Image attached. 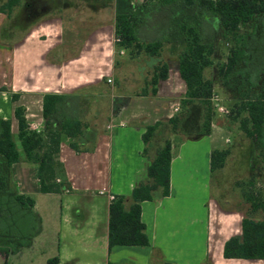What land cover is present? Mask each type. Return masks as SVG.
Instances as JSON below:
<instances>
[{
	"label": "crops",
	"instance_id": "0c3cea01",
	"mask_svg": "<svg viewBox=\"0 0 264 264\" xmlns=\"http://www.w3.org/2000/svg\"><path fill=\"white\" fill-rule=\"evenodd\" d=\"M143 1L105 0L95 7V14L105 10L108 18L96 20L76 54L68 59L53 57L64 39L60 18L45 19L15 36L5 27L6 14L0 12V89H5L0 90V118L11 120L15 137L16 106L26 109L31 129L43 131L45 94L81 97L84 89L113 75L115 15ZM169 63L170 75L172 68L178 70V64ZM168 80L169 76L160 82L156 96L126 97L106 130H97L80 150L73 149L68 139L62 141L59 159L71 189L54 194L60 196V209L45 216L37 211V202L35 205L41 219L37 235L45 231L50 239L52 252L46 256L47 264L54 256L59 257V264H264L260 259L224 257L225 242L241 234L242 217L223 210L209 196L210 156L223 139L215 124L210 134L181 143L171 163L170 195L158 202H142L141 219L150 244L109 247L110 195L128 197L148 178L151 161L142 153V135L148 125L174 116L185 95L186 84L172 90L165 84ZM12 94L18 95V100L14 101ZM153 145L150 155L155 140ZM20 152L22 161L12 166V179L21 193L40 192L37 165L24 159L22 149ZM34 242L35 238L32 248Z\"/></svg>",
	"mask_w": 264,
	"mask_h": 264
},
{
	"label": "trees",
	"instance_id": "16d2710c",
	"mask_svg": "<svg viewBox=\"0 0 264 264\" xmlns=\"http://www.w3.org/2000/svg\"><path fill=\"white\" fill-rule=\"evenodd\" d=\"M35 2L38 3L36 0L26 3L5 0L0 5V12L10 17L17 7L23 5L28 11ZM37 8V12H42L39 6ZM159 15L166 18V24L158 34L147 35L145 32L153 30L154 20ZM254 22L264 25V0H145L138 6L116 13V49L128 52L133 59L143 55L155 62L142 91L133 96L157 95L160 82L169 76V60L162 59L168 44L178 46V71L186 84V91L180 100V112L167 122L148 125L142 135V153L151 161L148 178L134 187L130 196L117 195L112 200L108 227L110 248L150 244L146 225L141 219V204L143 201L158 202L170 195L171 163L179 148L175 136L181 127L194 119L196 108L202 111V117L195 125L198 128L195 136L211 133L216 114L212 100L215 79L207 77V72L215 69L222 84L228 85L231 81L237 85L239 96L232 112L240 122L241 131L252 141L255 159L264 165V56L253 57L250 53V39L258 26L255 25V30H244ZM216 40L231 45L227 61L218 65ZM238 75L242 76L241 80H236ZM18 98L12 94L14 101ZM79 103V95L45 94L43 131L31 129L26 109L16 106V137L11 120L0 118V255L4 258L31 247L41 227L40 216L35 210L36 200L21 193L12 179V166L22 161L18 143L24 159L37 165L41 193L62 194L70 190L65 167L59 159L61 143L68 139L73 149L80 150L82 143L97 134L94 126L81 116ZM165 126L170 128L172 135L150 155L157 132ZM230 153L224 148L212 150V180L215 173L225 167ZM243 197L252 212L261 213V217H242L241 234L225 242L223 254L225 258L264 260V195L245 191ZM48 264H59V257L49 258Z\"/></svg>",
	"mask_w": 264,
	"mask_h": 264
},
{
	"label": "rangeland",
	"instance_id": "374dc122",
	"mask_svg": "<svg viewBox=\"0 0 264 264\" xmlns=\"http://www.w3.org/2000/svg\"><path fill=\"white\" fill-rule=\"evenodd\" d=\"M4 1L0 0V5ZM28 1L31 0H23L24 3ZM36 1L39 4L35 2L28 11H25L22 5L17 7L10 17L6 15L5 27L14 31L15 36H20L30 27L45 19L60 18L64 27V39L54 52L53 57L56 59H68L75 55L88 31L96 24V20L99 21L103 17L107 19L109 15V12L105 10L101 14L100 12L94 13L97 11L95 7L98 8L105 0ZM139 4L140 2L137 6ZM38 6L42 12H37ZM44 7L45 12H43ZM154 24L150 33L145 32L147 35L158 34L160 28L166 24V18L159 15L154 20ZM255 25L258 26L256 30ZM253 28L255 31L250 39V48H252L250 53L253 57H261L264 56V25L254 22L251 27L249 26L244 30L249 31ZM230 48V44L222 40H216L215 59L217 65L227 61ZM177 53L178 46L168 44L163 51L162 59L169 60L175 66L177 64ZM154 63L152 59L143 55L133 59L128 52L125 51L124 54H121L116 50L113 75L104 77L96 86L83 90L79 103L81 116L94 126L95 130H106L111 116L117 112L121 102L126 97L142 91L145 82L152 74ZM206 76L215 79L212 100L216 114L213 124H215V131L223 134L222 146L219 145L218 148L231 151L225 167L215 173L213 180L210 173V199L218 201L223 210L236 212L240 217L260 218L261 213L252 212L250 204L243 197L245 191H254L264 195V165L255 159L252 141L241 131L240 122L232 112L233 104L239 96L237 95V85L231 81L228 85L222 84V79L216 76L215 69L207 72ZM109 78L112 79L111 82L108 81ZM241 79V75L236 77V80ZM165 84L172 90H178L182 85H185L176 68L171 69L169 80ZM167 88L165 87V89ZM167 102L172 103L173 100H167ZM219 107H223L224 110H219ZM196 109L194 119L192 118L193 120L189 124L181 127V129L179 128V134L174 138L175 143L179 142V147L185 139L194 137L198 133V128L195 125L200 122L202 111L199 108ZM179 112L180 108L175 114ZM171 135L172 132L168 126L162 127L155 136V148ZM18 148L21 150L20 145H18ZM30 195L36 200L37 211L43 216L54 211L55 208L60 209V196L41 192H32ZM51 252L49 235L44 231L35 237L33 248H23L20 253L11 255L8 258L1 255L0 264H47L46 256Z\"/></svg>",
	"mask_w": 264,
	"mask_h": 264
},
{
	"label": "built area",
	"instance_id": "2783aa9c",
	"mask_svg": "<svg viewBox=\"0 0 264 264\" xmlns=\"http://www.w3.org/2000/svg\"><path fill=\"white\" fill-rule=\"evenodd\" d=\"M115 41H117V39H115ZM119 52H120L121 54H124L125 51H124V50H121V51H119ZM108 81L111 82L112 79L109 78ZM219 110H224V108H223V107H219ZM114 198H115L114 195H110V199H111V200H113Z\"/></svg>",
	"mask_w": 264,
	"mask_h": 264
}]
</instances>
